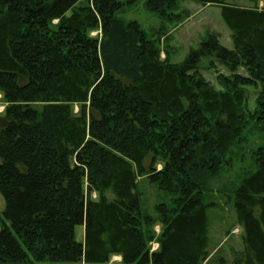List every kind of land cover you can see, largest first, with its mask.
<instances>
[{
    "label": "trees",
    "instance_id": "obj_1",
    "mask_svg": "<svg viewBox=\"0 0 264 264\" xmlns=\"http://www.w3.org/2000/svg\"><path fill=\"white\" fill-rule=\"evenodd\" d=\"M190 1L220 8L232 49L209 33L171 63L120 0H0V264H210L207 186L264 134V7ZM146 2L183 18L181 0ZM218 64L230 74L216 87L203 74ZM252 159L232 193L244 249L218 264H264V143ZM143 177L174 197L157 218L142 210Z\"/></svg>",
    "mask_w": 264,
    "mask_h": 264
},
{
    "label": "rangeland",
    "instance_id": "obj_2",
    "mask_svg": "<svg viewBox=\"0 0 264 264\" xmlns=\"http://www.w3.org/2000/svg\"><path fill=\"white\" fill-rule=\"evenodd\" d=\"M125 4L119 17L126 21H137L141 28L150 37H159L161 34L162 53L161 58L167 59L171 63L182 62L188 55L191 48H198L202 40L209 33H216L221 38V43L228 49L233 48L231 31L225 25L221 18L220 8L213 5H201L190 0H181L178 13L183 18L178 22L167 23L160 19L155 13L147 8L146 0H120ZM229 5L239 8H254L256 3L251 0H227ZM264 7V0H260L259 8ZM100 32H94L93 36H98ZM240 74L246 75L244 69H240ZM219 74H230L223 65L218 64L214 71L204 72V77L211 84L218 87L216 78ZM248 94L249 110L255 109V102L258 96V90L246 88ZM0 94V116L4 113L6 104L1 102ZM78 111V107L75 109ZM264 143V134L256 133L247 136L244 144L236 147L232 152V165L225 166L221 173L213 178L205 192V202L214 204L215 207L208 210V237L209 245L207 253L209 254L210 264H218L220 261L230 263L233 255L244 249L242 241V228L237 222V215L234 208L233 191L240 182L254 173L256 167L253 163L252 152ZM150 158L146 160L145 167H150ZM161 165L159 166V169ZM138 192L141 195L142 210L145 214L154 218L158 217L156 207L159 204L172 206L173 196L159 191L153 184H150L147 177L139 178ZM6 203L2 194H0V215L5 211ZM161 225L155 227V233L158 235L161 231ZM76 238L78 242H83V227L76 228ZM157 241L153 242L155 248L158 247ZM111 264H122L121 257H114Z\"/></svg>",
    "mask_w": 264,
    "mask_h": 264
},
{
    "label": "crops",
    "instance_id": "obj_3",
    "mask_svg": "<svg viewBox=\"0 0 264 264\" xmlns=\"http://www.w3.org/2000/svg\"><path fill=\"white\" fill-rule=\"evenodd\" d=\"M247 9V8H246ZM250 9V8H249Z\"/></svg>",
    "mask_w": 264,
    "mask_h": 264
}]
</instances>
